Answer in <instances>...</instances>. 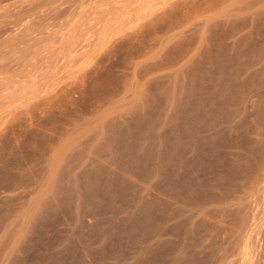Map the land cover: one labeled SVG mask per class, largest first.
Wrapping results in <instances>:
<instances>
[{"label": "rangeland", "instance_id": "374dc122", "mask_svg": "<svg viewBox=\"0 0 264 264\" xmlns=\"http://www.w3.org/2000/svg\"><path fill=\"white\" fill-rule=\"evenodd\" d=\"M0 264H264V0H0Z\"/></svg>", "mask_w": 264, "mask_h": 264}]
</instances>
